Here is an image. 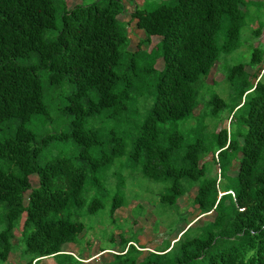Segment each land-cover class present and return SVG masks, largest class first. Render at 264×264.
<instances>
[{
	"label": "trees",
	"instance_id": "trees-1",
	"mask_svg": "<svg viewBox=\"0 0 264 264\" xmlns=\"http://www.w3.org/2000/svg\"><path fill=\"white\" fill-rule=\"evenodd\" d=\"M258 4L144 1L129 14L145 34L131 51L119 18L123 0L70 8L67 0H0V262L15 250L20 227L26 264L50 256L55 264H84L63 246L87 232L83 217L104 207L102 172L126 156L144 177L167 183L162 204L177 206L195 187L197 216L213 217L188 221L141 259L144 246L120 238L124 249L105 264H264V71L245 70L264 61V49L249 45L245 62L221 64L230 102L206 83L220 55L243 45L249 7ZM262 27L250 32L258 36ZM153 36L158 42L142 48ZM225 112L229 125L216 131L213 122ZM53 113L69 118L66 128L38 130L39 121L53 124ZM96 118L133 125L130 150L124 131L93 128ZM66 141L74 155L41 158L45 147ZM90 189L97 195L88 201ZM126 205L125 195H114L110 215Z\"/></svg>",
	"mask_w": 264,
	"mask_h": 264
},
{
	"label": "rangeland",
	"instance_id": "rangeland-1",
	"mask_svg": "<svg viewBox=\"0 0 264 264\" xmlns=\"http://www.w3.org/2000/svg\"><path fill=\"white\" fill-rule=\"evenodd\" d=\"M89 1V0H82ZM143 1L148 2L149 6L161 1L167 0H123L126 11L123 12L119 18L127 22V31L130 38L128 49L134 51L138 48V42L145 37L144 31L136 27L135 21L130 19V12L135 6H142ZM258 1L259 4L249 7L246 17V25L242 29L243 45L238 50L230 54H221L219 60L212 67L209 72L206 83L211 86V91L217 92L221 97H224L229 102L231 97H228L225 89V82L223 70L232 64L245 62L250 55V47L257 46L264 49V0ZM81 0H67V6L73 7ZM243 8V6H242ZM259 24H263L261 33L254 36L250 30H255ZM160 39L159 36H153L149 45H142V48L149 50ZM221 64H224L222 70ZM155 66L158 69L162 67V60H157ZM245 70L250 74L264 71V61L255 66H245ZM253 80V79H252ZM209 90L203 91L205 98L209 97ZM57 93H53L54 102L57 105H62ZM203 107V101L195 109V114ZM53 124L43 125L41 121L38 122L36 128L43 131H55L57 129H65L69 118L66 116L57 115L53 113ZM194 121V120H193ZM193 121H191L193 123ZM215 123V130L219 131L223 127L229 125L228 112H225L222 118ZM90 125L96 129L114 128L117 131L125 132L126 152L131 147V137L135 132L133 125L124 124L125 127H119L114 120L102 121L99 118L90 121ZM212 128V125L209 126ZM76 153V146L72 141L65 143L51 144L45 147L42 151L41 158H50L56 154L65 156H72ZM207 162H212L211 154L206 158ZM237 163L234 162L229 174H236ZM211 172L217 173V166H211ZM102 179L105 180V189L98 196L102 199L104 207L98 210L95 214L86 215L83 221L86 224L87 232L79 238L77 244L68 243L63 246L64 252H70L78 255L77 258L84 262V264H105L113 259V254L118 253L124 249L120 244V238L128 240L132 238L137 246H144V250L140 255V259L147 253V250H153L160 245L163 240L173 235H176L190 224L200 225L203 220L211 219L213 213L197 216V210L192 203L196 188L192 187L186 194L182 195L178 201L177 206H168L159 201V194L166 188L167 183L163 181H154L144 177L139 168H134L130 165L126 156L116 158L113 164L105 169L101 174ZM32 186H36L38 177L36 174L30 175ZM123 194L127 199V205L116 209L113 217L110 215V202L114 195ZM95 189H90L86 193V198L89 201L96 196ZM114 218V219H113ZM189 224V225H190ZM122 235H121V234ZM14 237L12 242L15 250L9 254L7 261L0 262V264H26L29 255L24 253V244L20 237V227L14 230ZM101 249H105L101 251ZM55 258L46 257L37 264H55Z\"/></svg>",
	"mask_w": 264,
	"mask_h": 264
},
{
	"label": "built area",
	"instance_id": "built-area-1",
	"mask_svg": "<svg viewBox=\"0 0 264 264\" xmlns=\"http://www.w3.org/2000/svg\"><path fill=\"white\" fill-rule=\"evenodd\" d=\"M262 72H263V71H262ZM262 72H261V73H262ZM217 153H218V151L215 153V156H217ZM217 173H218V174L220 173V169H219V168L217 169Z\"/></svg>",
	"mask_w": 264,
	"mask_h": 264
},
{
	"label": "crops",
	"instance_id": "crops-1",
	"mask_svg": "<svg viewBox=\"0 0 264 264\" xmlns=\"http://www.w3.org/2000/svg\"><path fill=\"white\" fill-rule=\"evenodd\" d=\"M143 2H144V1H143ZM142 4H143V3H142ZM124 6H125V5H124ZM125 10H126V9H125ZM134 21H135V20H134ZM67 244H68V243H67ZM45 258H46V257H45ZM45 258H43V259H45ZM43 259H41L40 261H38V263L41 262Z\"/></svg>",
	"mask_w": 264,
	"mask_h": 264
},
{
	"label": "water",
	"instance_id": "water-1",
	"mask_svg": "<svg viewBox=\"0 0 264 264\" xmlns=\"http://www.w3.org/2000/svg\"><path fill=\"white\" fill-rule=\"evenodd\" d=\"M64 252V251H63Z\"/></svg>",
	"mask_w": 264,
	"mask_h": 264
}]
</instances>
